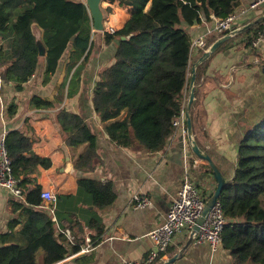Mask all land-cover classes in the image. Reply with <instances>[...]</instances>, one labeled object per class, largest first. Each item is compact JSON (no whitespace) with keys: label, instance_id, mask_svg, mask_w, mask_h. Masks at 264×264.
<instances>
[{"label":"crops","instance_id":"crops-1","mask_svg":"<svg viewBox=\"0 0 264 264\" xmlns=\"http://www.w3.org/2000/svg\"><path fill=\"white\" fill-rule=\"evenodd\" d=\"M101 7L104 31L92 30L84 61L82 58L68 70L64 56L55 73L46 79L42 57L21 90L15 89V83L0 79V134L18 131L32 142L34 154L45 164L37 165L31 177L42 191H50L56 197V232L69 229L74 237L82 239L81 246L89 232L88 238L93 243L90 252L79 253L78 250L56 264L138 261L152 251L147 234L164 222L184 176L196 184L206 201L216 188L206 162L185 154L178 134H172L158 152H146L134 146L125 148L108 138L93 109V89L99 73L115 60L116 45L106 44L104 33L109 28L114 31L122 28L130 17V9L120 6L118 1L110 4L108 0H102ZM263 15L264 4L239 15L231 32ZM213 25L211 17L209 20L202 17L187 30L193 40L211 30ZM256 26L218 45L198 65L200 57L220 36L210 33L206 36L207 49L195 48L190 54L186 77L189 80L194 66L196 74L190 108L193 139L201 151L210 156L225 183L231 182L237 169L241 140L264 120V42L253 50L248 44L256 32L264 28V20L257 31ZM34 32L38 31L34 29ZM7 44L8 39L1 38V46L6 48ZM188 95L187 86L186 98ZM35 99L48 105L36 104ZM61 111L79 115L94 135L97 157L91 169L75 168L85 145L66 144L56 122ZM79 179L111 185L113 202L102 209L94 208L90 196L78 189ZM137 194L148 197L152 207H134L133 197ZM11 199L9 191L0 186V234L7 232L8 223L14 217L9 205ZM90 222H93L91 226ZM20 228L18 224L14 231ZM189 235L188 231L175 235L161 259L153 264H163L177 255ZM35 260L43 264L42 251L36 254ZM171 264H234V261L230 251L222 245L213 251L207 242H193Z\"/></svg>","mask_w":264,"mask_h":264},{"label":"trees","instance_id":"trees-1","mask_svg":"<svg viewBox=\"0 0 264 264\" xmlns=\"http://www.w3.org/2000/svg\"><path fill=\"white\" fill-rule=\"evenodd\" d=\"M114 1L129 7L130 17L122 28L104 33L105 43L127 39L116 46L113 64L99 73L93 109L112 142L158 152L173 134L172 119L184 110L187 100L192 43L187 28L202 17L225 18L242 3L256 0H108ZM91 32L92 20L81 0H0V37L8 39L7 47H0V79L21 90L41 60L40 43L45 47L46 79L64 56L70 70L86 59ZM56 122L68 146L85 145L75 168L91 169L97 157L95 137L84 119L61 111ZM5 141L24 201L9 202L14 217L7 232L0 234V264H37L39 251L43 264L61 262L80 249L82 239L76 236L70 244L43 209L41 186L31 175L37 165L45 164L34 154L32 142L18 131L7 133ZM77 185L96 209L114 200L107 183L79 179ZM219 201L225 217L221 245L230 251L234 264H264V120L241 140L237 169ZM18 224L21 228L16 232Z\"/></svg>","mask_w":264,"mask_h":264},{"label":"built area","instance_id":"built-area-1","mask_svg":"<svg viewBox=\"0 0 264 264\" xmlns=\"http://www.w3.org/2000/svg\"><path fill=\"white\" fill-rule=\"evenodd\" d=\"M264 4V0H256L241 6L235 13L225 18H216L210 15L213 21V28L207 30L205 34L198 36L192 40L190 45V54L195 48H206V36L210 33H217L218 37L230 33L234 21L239 15L248 11L257 9ZM109 33H113V29H108ZM264 42V28L258 30L254 37L250 40L249 48L252 50ZM1 47V38H0ZM173 134H178L182 139L186 138V125L184 110L178 116L172 119ZM6 133L0 134V186L6 188L13 199L24 201L21 189L17 185V181L13 176L11 161L8 157L6 149ZM41 199L46 206L43 207L50 215L54 222H57L54 214L56 197L50 191H42ZM206 200L202 197L200 190L196 184L186 175L183 177L178 191L173 198L169 209L166 213L164 222L154 230L147 234L153 245V249L144 258L138 261H128L125 264H153L161 259L168 247L171 245L175 235L188 231L196 225L197 220L202 214ZM133 206L136 208L152 207V202L146 196L134 195ZM225 225V217L220 201L218 200L210 210L206 220L200 226L194 241L195 243L207 242L214 251L221 245V233ZM67 241L72 244L74 236L69 229L59 231ZM89 232L85 234L84 245L80 247L79 253H88L93 243L88 238Z\"/></svg>","mask_w":264,"mask_h":264},{"label":"water","instance_id":"water-1","mask_svg":"<svg viewBox=\"0 0 264 264\" xmlns=\"http://www.w3.org/2000/svg\"><path fill=\"white\" fill-rule=\"evenodd\" d=\"M101 2H102V0H84V4L87 7L89 15H90L91 20H92V30L97 31V32H103L104 31V24H103L104 16H103V13H102V10L100 7ZM263 20H264V15L257 17L256 19L249 22L245 26H243V27H241L235 31H232V32L226 34L225 36H223L222 38L218 39L200 57L197 65L199 63H201L202 61H204L206 59V57L208 55H210V53H212L218 45H221L224 41L229 40L233 37H236V36L246 32V31H248L249 29L253 28L257 24L261 23ZM126 39H127V37H120L119 39H116L113 43L116 46H118L121 41H124ZM71 41H73V38L71 39ZM39 56L41 58L45 56V47L42 43L39 44ZM195 76H196V74H195V66H194L191 69V75H190L189 82H188L189 95H188V98H187V101L185 104V108H184L185 125H186V138L182 139L180 136L178 138L181 139L180 146H182V149L185 152V154L190 155V156L195 155L198 159L206 162V164L208 165V167L211 171L212 178L214 179V181L216 183V188H215V191L213 192V194L210 196V198L206 201L204 209L202 211V214L199 217V219L197 220L196 225L192 228L190 235H189V238H188L186 244L184 245L183 249L177 255H174L170 259L166 260L163 264H171L172 262H174V260L178 256H180L183 253V251L190 244L193 243L194 238H195L197 232L199 231L200 226L206 220V218H207L210 210L212 209V207L219 200L220 194H221V192L224 189V186L226 184L224 178L222 177V175H221L220 171L218 170V168L216 167V165L213 163L210 156L205 154L203 151H201V149L199 148V146L195 143V141L193 139V129H192V123H191V118H190V108H191V104H192L193 97H194Z\"/></svg>","mask_w":264,"mask_h":264},{"label":"rangeland","instance_id":"rangeland-1","mask_svg":"<svg viewBox=\"0 0 264 264\" xmlns=\"http://www.w3.org/2000/svg\"><path fill=\"white\" fill-rule=\"evenodd\" d=\"M100 6H101V5H100ZM76 76H78V75H76ZM76 76H75V77H76ZM75 77H74V78H75Z\"/></svg>","mask_w":264,"mask_h":264}]
</instances>
